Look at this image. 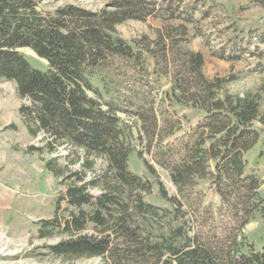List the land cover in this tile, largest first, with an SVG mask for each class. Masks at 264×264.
Listing matches in <instances>:
<instances>
[{"label":"trees","instance_id":"obj_1","mask_svg":"<svg viewBox=\"0 0 264 264\" xmlns=\"http://www.w3.org/2000/svg\"><path fill=\"white\" fill-rule=\"evenodd\" d=\"M143 7L141 0H116L101 11L73 4L42 11L35 0H0V80L14 81L28 100L19 111L29 133L44 134L43 145L30 150L60 154L62 146L68 149L67 163L58 162L61 154L46 160L47 170L62 179L64 193L54 215L42 220L39 235H60L46 245L57 256H100L106 264H264V242L256 246L238 240L256 212L264 215L262 180L256 171L247 172L244 155L260 138V128L252 125L257 119L264 123L260 96L227 91L221 96L226 79L204 75L199 51L185 50L169 64L166 47L159 55L127 42L116 25L143 19ZM21 47H31L49 68L35 67ZM147 52L155 59L164 57V72L173 65V89L204 113L179 145L165 143L157 150L159 164L170 167L182 195L196 187L197 177L211 176L221 200L218 215L212 209L192 212L193 225L185 202L161 182L159 194L170 205L145 198L152 185L129 168L131 146L117 115L120 106L108 100L104 107L88 93L99 94L92 76L108 66L118 74L127 65L140 70L141 62L148 69ZM149 116L155 128L158 117ZM154 128L150 133H156ZM103 157L107 168L98 171L97 159ZM146 165L155 172L152 163L146 160ZM93 187L99 192H92ZM62 201L66 206L59 213Z\"/></svg>","mask_w":264,"mask_h":264},{"label":"rangeland","instance_id":"obj_2","mask_svg":"<svg viewBox=\"0 0 264 264\" xmlns=\"http://www.w3.org/2000/svg\"><path fill=\"white\" fill-rule=\"evenodd\" d=\"M35 1L42 11H54L72 4L101 11L112 8L116 0ZM141 3L144 4L143 19L132 17L116 25L127 42L144 51L147 48L158 51L159 55L166 47L172 60L169 64H174V59L177 61L185 50L201 52L204 54V75L211 80L226 79L220 95L224 96L226 91L235 96L258 95L260 116L264 117V0H141ZM148 10L153 13L146 14ZM19 50L35 67L44 71L49 68L48 60L41 58L31 47ZM147 56L148 69L144 62H141L140 70L127 65L119 74L115 66L101 69L92 76L99 94L91 89L88 93L98 96L104 107L108 100L120 106L117 115L121 117L126 141L131 146L129 168L151 183L152 193L145 196L148 201L164 207L170 205L159 194L161 182L170 195L185 202L183 208L189 218L192 219V212L201 215L202 209H212L215 213L221 200L214 192L211 176L197 177L196 187L187 189L186 195H182L172 180L170 167L158 162L157 150L165 143L179 145L178 142L193 131L204 113L192 102H185L179 96V89H173V65L164 72V57L155 59L150 52ZM23 103L28 100L20 96L16 83L2 78L0 264H106L100 256H57L46 245L58 241L60 235H39L42 220L54 215L57 200L64 193L62 179L47 170L46 160L61 154L58 162L67 163L64 155L68 149L62 146L60 154L30 150V146L43 145L44 134L35 136L29 133L19 111ZM138 113L144 116L154 113L158 117L157 126L154 128L150 116L143 118ZM252 125L260 128V138L244 154L246 170L260 175V192L264 196V123L257 119ZM151 128L156 129V133H150ZM97 160V170H106L107 160L104 157ZM146 160L153 164L155 172L150 171ZM210 168L213 170V162ZM91 190L99 192L98 187ZM186 200L192 205L189 206ZM61 206L59 213L65 208V202L62 201ZM207 225H211L209 221ZM241 229L238 240L261 245L264 242V215L256 212Z\"/></svg>","mask_w":264,"mask_h":264}]
</instances>
